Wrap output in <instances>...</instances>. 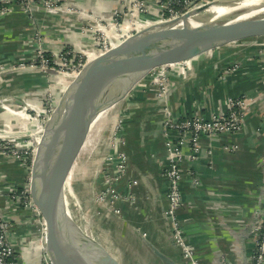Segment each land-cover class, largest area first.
Segmentation results:
<instances>
[{
    "label": "crops",
    "instance_id": "1",
    "mask_svg": "<svg viewBox=\"0 0 264 264\" xmlns=\"http://www.w3.org/2000/svg\"><path fill=\"white\" fill-rule=\"evenodd\" d=\"M119 1L69 0V3L107 18L110 8ZM57 17L50 16L42 24L45 42L54 47L68 39L66 34L77 21L74 16ZM30 28V21L19 13L0 21V58L28 53L19 50L21 43L29 39ZM262 54L251 56L248 52H239L237 46H222L189 59V67L182 75L174 68L168 71L171 87L168 103L174 118L189 116L196 110L205 116L211 111H219L228 95L244 94L250 104L241 133L201 135L199 158L195 161L188 157L190 149L184 148L181 162L183 196L177 214L185 236L202 264H221V254L229 264H246L251 251L253 223L264 210L261 194L264 187V122H260L264 109ZM233 63L237 68L230 71ZM39 77V72L29 70L1 74L0 99L9 98L8 105L12 109L22 110L24 97H39L43 90ZM149 77L148 74L143 77L117 103V113L125 115L122 133L126 138L124 148L129 174L137 179L133 187L135 207L127 209L126 203L121 202L120 206L127 209L124 218L105 211L107 218L103 228L111 231L112 237L107 239L99 230L95 231L106 239L107 243L99 242L100 245L122 264H158L145 249L138 229L163 253L175 261L181 259L161 213L166 188L161 177L166 164L160 127L164 106L156 97L155 87L148 83ZM13 122L12 117L3 114L0 103V125L11 126ZM230 143H236L237 148L225 149L224 146ZM207 147L211 149L209 154ZM6 157L0 155V181L15 185L17 183L3 171L2 162ZM93 170L96 175L97 162ZM192 177L199 183L194 184ZM98 182L97 175L92 184L89 182L92 191ZM101 209L104 208L99 206L97 211ZM7 214L14 221V241L18 247L25 248L30 240L40 235L39 226L22 211L7 210ZM119 241L121 245H118ZM27 260L32 264L38 262L30 256Z\"/></svg>",
    "mask_w": 264,
    "mask_h": 264
},
{
    "label": "built area",
    "instance_id": "2",
    "mask_svg": "<svg viewBox=\"0 0 264 264\" xmlns=\"http://www.w3.org/2000/svg\"><path fill=\"white\" fill-rule=\"evenodd\" d=\"M226 1L230 0H120L116 6L110 8L108 17L104 18L74 6L69 0H0V21L19 13L31 23L30 37L21 43L19 50L28 53L0 58V75L27 70L39 72L43 87L39 97L22 99V110L12 109L8 105V100L11 99H0L3 114L14 119L11 126L0 125V155L14 158L22 172H27L39 132L64 83V80L57 79L58 77H70L93 55L106 51L149 23L176 17L199 7H213ZM54 14L77 17L75 26L66 34L68 39L59 47L45 42L46 35L42 28L44 19ZM237 48L239 52H248L251 56L262 54L246 46ZM188 67L189 60L161 66L148 73V83L155 87L156 97L164 106L160 127L164 136L166 164L161 171V177L166 188L161 213L168 224L169 236L181 256L182 263L202 264L185 236L177 214L183 196L181 162L184 148L190 149L188 157L195 161L199 158L201 135L241 133L250 104L244 94L228 95L224 100V107L219 111H211L205 116L196 110L189 116L174 118L168 103L171 91L168 71L169 68H174L182 75ZM236 68L237 64L233 63L229 70ZM261 69L264 78V66ZM124 118V114L117 113L110 131L108 151L97 172L99 182L92 195L93 201L106 202L110 211L121 218L125 217L127 209L135 207L133 187L137 184V179L129 174L128 157L124 148L126 138L122 133ZM260 122H264V109ZM224 148L234 150L237 144L230 143ZM206 151L209 154L210 147H207ZM262 166L264 172V156ZM26 172H23V180L26 183L7 185L0 181V264H21V258L29 256L34 257L38 261L37 264H53L46 246L45 230L31 206L26 186L28 176L24 175ZM192 182L199 183L195 177H192ZM261 194L264 201V187ZM121 202L126 203L127 209H121ZM7 210L22 211L40 228V235L30 240L25 248L18 247L14 241V221L7 214ZM251 243L247 264H264V210L253 223ZM221 264H229L222 254Z\"/></svg>",
    "mask_w": 264,
    "mask_h": 264
},
{
    "label": "water",
    "instance_id": "3",
    "mask_svg": "<svg viewBox=\"0 0 264 264\" xmlns=\"http://www.w3.org/2000/svg\"><path fill=\"white\" fill-rule=\"evenodd\" d=\"M192 19L197 21L196 26L188 24ZM222 46H246L264 53V14L247 18L216 16L203 6L149 23L88 60L64 81L35 142L26 184L34 215L45 230L46 246L53 264H122L82 231L83 218L91 217L93 207L92 190L79 163L90 123L99 113L120 101L151 70L189 60ZM125 75L130 80L122 85L119 80ZM114 85L119 89L112 95ZM106 96H109L108 100L102 101ZM70 121L72 126L66 139L62 130ZM79 136L81 143L71 166L66 198L62 202L65 212L59 221L48 183L52 182L53 188L57 189L71 145ZM53 151L57 153L56 160L52 159ZM51 161L52 168L48 170ZM75 182L80 186L81 216L74 210L68 212ZM137 234L158 264H183L181 259L175 261L159 250L139 229ZM22 260L21 264H32L27 262V257Z\"/></svg>",
    "mask_w": 264,
    "mask_h": 264
},
{
    "label": "bare ground",
    "instance_id": "4",
    "mask_svg": "<svg viewBox=\"0 0 264 264\" xmlns=\"http://www.w3.org/2000/svg\"><path fill=\"white\" fill-rule=\"evenodd\" d=\"M232 1H237V2L232 3ZM252 4H255V5L258 4L256 6L257 8L253 9L252 11L247 12V13L239 16V17H247L249 15H256L258 13L264 14V0H230V1H226V2H220L213 7L207 8V10L211 11L216 16H225V15H229L230 12H232V10H234L236 8H247L246 6H248V5L250 6ZM250 7H254V6H250ZM188 24L190 26H196L197 21L192 19ZM99 54L100 53H96L95 55H93V57H95ZM129 80H130V78L127 75H125L119 80V82L122 83V85H123V84H126ZM118 89H119V87L117 85H114V87L111 89V94L112 95L116 94L118 92ZM107 98H109V96H106V98H104L102 101L108 100ZM117 103L118 102L111 105L110 107H108L107 109H105L102 112L100 111L101 113H99V115L92 122V125L89 128V133L87 134V139L85 141V144L82 146L81 151H80V155H79V157H80L79 163L81 165L82 170L86 174V176L91 175L93 178L95 177V174H94L95 171L93 170L94 165H96V162L94 161V158H93L94 152L97 151L99 148L103 150L109 144L110 126L111 125L113 126V124L116 121L115 118L117 117V108H118ZM94 123H96V125H94ZM71 126H72V121L68 122L63 127L62 134H63L64 138H66V139L69 138ZM106 132H107L106 139H105V141H103L102 134H104ZM80 143H81V136H79L75 140V142L71 145L72 147L70 149L69 156L67 158V165L65 167V170H64L62 176L59 178V183H58L57 189L55 190V188H53L52 182L48 183V187H49L48 191L50 194L53 209H54L56 217L59 221L62 220L63 212H65V208L62 207V202L66 198V188H67V184L69 181V176L72 173L71 166L73 165L74 157L78 151V147H79ZM102 144L104 145V147H102ZM52 159H54V160L57 159V153L55 151H53ZM98 161H97V168H98V163H99ZM52 163H53V161L50 162L48 170H50L52 168ZM99 166H100V164H99ZM88 230L86 229L85 226L82 227L83 233L85 232L87 235H89L90 237L94 238L95 240H97L98 242L101 243V240L99 239L100 236L94 237L91 228H89Z\"/></svg>",
    "mask_w": 264,
    "mask_h": 264
},
{
    "label": "rangeland",
    "instance_id": "5",
    "mask_svg": "<svg viewBox=\"0 0 264 264\" xmlns=\"http://www.w3.org/2000/svg\"><path fill=\"white\" fill-rule=\"evenodd\" d=\"M236 2L237 1H232V3H236ZM255 4L250 5V6H254V7H250L248 5V6H246L247 8H236V9L232 10V12H230L229 15L239 17V16H241V15L247 13V12L252 11L253 9H256L257 8L256 6L258 4L257 5H255ZM57 16H58L57 14L52 15L53 18H58ZM249 16H251V15H249ZM249 16H247V17H249ZM247 17H239V18H247ZM57 79H62V80L65 81V80H67V77L61 76V77H58ZM92 122L90 123L89 128L92 125ZM96 123H94V125H96ZM113 126H114V124H113ZM113 126L112 125L110 126V131L112 130ZM110 131H109V135H110ZM75 132H76L75 134L79 133L78 128H76ZM107 132L104 133V134H102L103 141H105V139H106ZM88 133H89V130L87 131V134ZM86 139H87V135H86V138L84 140L83 145L85 144ZM109 141H110V137H109ZM102 147H104L103 144H102ZM108 147H109V144L103 150L99 148L97 151L94 152V157H93L94 158V161L97 162L99 160L98 161L99 162L98 163V170H99V164L100 165L102 164L103 157L106 155V153L108 151ZM103 151H104V153H103ZM3 161H4V162H2L3 171H4V173L7 176H9L17 184H22L23 182L26 183V181L23 180V174L20 171V167L17 166L16 160L14 158L6 157ZM79 161H80V157H79ZM29 167H30V165L27 167V172H26V170H23V172H26V173H24V175L26 177L28 176ZM87 178H88L90 184H92L93 177L91 175H88ZM93 191H92V195H93ZM79 192H80V186H79V184L77 182H75L74 185H73V191H72V196H71V199H73V201H72V203L69 206V208L71 210H68V212L74 210V212L76 214H79L81 216L82 215V205H81V201H80V193ZM99 206L103 207L106 210L101 209L100 211H97L98 208H99ZM121 209H123V208L121 207ZM105 211H109L113 215H115L118 218H120V216L118 214L110 211V207L108 206V204L106 202H102V203L99 202V203H97L95 201H93V207H92L91 217L88 216V218H86V219L83 218L82 227L85 226L87 230L89 228H91L94 237H97V236L99 237L100 236L98 231H97L98 235L96 234V232H95L96 230H99L101 236H104L107 239L110 238V237H112V232L109 231V230H105L106 228H103V227H105L104 221L107 218V215L105 214L107 212H105ZM86 236H87V234H86ZM101 236L99 238L101 240V243L102 244L107 243L106 242V239L105 238L103 239V237H101ZM118 245H121V241L118 242ZM106 246L109 249L110 246H108V245H106ZM115 248H117V250H119L117 246ZM111 250L113 252H116L114 249H111Z\"/></svg>",
    "mask_w": 264,
    "mask_h": 264
}]
</instances>
